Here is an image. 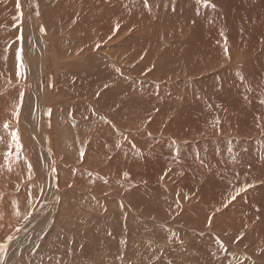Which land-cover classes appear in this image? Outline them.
<instances>
[{"label": "bare ground", "instance_id": "bare-ground-1", "mask_svg": "<svg viewBox=\"0 0 264 264\" xmlns=\"http://www.w3.org/2000/svg\"><path fill=\"white\" fill-rule=\"evenodd\" d=\"M19 3L0 0V264H76L77 243L85 264H264V0ZM71 141L109 156L93 196L61 188ZM23 179L40 197L7 225Z\"/></svg>", "mask_w": 264, "mask_h": 264}, {"label": "rangeland", "instance_id": "rangeland-1", "mask_svg": "<svg viewBox=\"0 0 264 264\" xmlns=\"http://www.w3.org/2000/svg\"><path fill=\"white\" fill-rule=\"evenodd\" d=\"M77 32V30H76V28H75V33ZM76 34H79L78 32L76 33ZM98 52H101L103 55H105L106 57H108L107 56V54H105L104 52H102V47L100 46L99 48H98ZM94 51H96V49H92L91 51H89L87 54H89V53H91V54H94L93 52ZM86 54V55H87ZM79 58H82V57H74V59H79ZM117 59V58H116ZM99 60H107V61H109L107 58H104V57H100L99 58ZM118 60V59H117ZM122 60L123 61H121V59H119V61H120V63H117V65L115 66L114 64V66L117 68V71H118V68H122V67H127V65L129 64L128 62H127V58H126V54L125 53H123V55H122ZM130 65V64H129ZM135 66H137V65H134L133 67H135ZM141 74L143 75V76H147L148 78H154V75L156 74V73H151L150 71H146V70H143V71H141ZM69 122V119H67L66 120V123H68ZM77 131V130H76ZM73 135H76L77 133L75 132V130H74V132H73V130H71L70 131ZM77 132H79V131H77ZM83 132V131H82ZM157 132V131H156ZM57 136V135H56ZM97 143H99L98 141H96ZM95 142V143H96ZM199 143H203V141L202 140H200V142ZM77 144L75 143L74 144V142L73 141H71V143H70V145H69V153L67 152V151H64L65 153L64 154H66V156H65V158H62L63 160L62 161H64V160H66V158H67V160H69L70 162V164L71 165H73V166H75V167H78V171H76V173L77 174H80V172L82 173V175L80 176V178H79V180L77 181V182H75V183H73V184H70V183H67V182H65L66 184H64L63 183V181L62 180H60V185H61V188H62V190H69L70 192H71V197L73 198V197H78V196H80V195H82V196H85V197H88V196H90V193L92 194V196H93V194H97V191H98V189L96 188V187H93V185L92 184H90V180H91V178L93 177V178H97V179H99V178H101L103 181H105V182H112L113 180H107L106 181V179L108 178V176L109 175H107V177L105 178H102L101 177V175L99 174H97V173H99V172H102L107 166H109V167H111V162H110V160L109 159H107V157H109V156H106V154H105V151L106 150H104V149H102L101 151H100V155H97V154H95V151L96 150H98L99 148L101 149V147H99V146H91V148L94 150V152H93V150L92 149H90L91 150V153H90V150L89 151H87V152H85V151H82V150H80L79 148H78V145L76 146ZM14 146H15V148H16V144H15V142H14ZM70 146H72L71 147V149H70ZM77 147V148H76ZM78 150V151H77ZM82 151V152H81ZM104 151V152H103ZM74 152H75V154H74ZM179 152L180 151H178V154H179ZM68 154V155H67ZM72 155V156H71ZM74 155V156H73ZM86 155V156H85ZM70 156V157H69ZM74 157V158H73ZM77 157V158H76ZM88 160H87V159ZM86 159V160H85ZM103 159H107V161H104L103 163H102V160ZM84 160V161H83ZM86 162V163H85ZM82 164V165H81ZM90 164V165H89ZM89 165V166H88ZM198 165V164H197ZM195 166H196V163H193V167L195 168ZM89 168H90V170H89ZM192 168V167H191ZM83 169H85V170H83ZM92 171H94L95 173L94 174H92ZM85 172V173H84ZM219 169H218V171H217V175H218V177L220 178V174H219ZM87 173V175H85ZM88 175H90V176H88ZM83 177H85V178H83ZM87 177L90 179H87ZM81 178H83V179H81ZM167 178H169V177H167ZM88 180V181H87ZM20 181H22L23 182V188L24 189H27V188H32V190H33V194H32V198H30L31 200H29L28 201V198H25V200L23 199V201H22V205H19V204H17L18 206H16V210H15V212H13V215H11V217L12 218H8V220H7V225H10V224H12V223H14L15 224V226H17L20 222H21V220H25V218L28 216V215H30L31 213H33V211L31 210L33 207H34V205L36 204V201L38 200V198L40 197V196H38V194H35L36 192H37V189L36 188H38V183H36L35 182V180H28V179H23V180H20ZM86 181V182H85ZM79 182V183H78ZM89 182V183H88ZM74 188V189H73ZM76 188H78V189H76ZM76 189V190H75ZM91 190V191H90ZM21 191V190H20ZM19 191V192H20ZM43 191V190H42ZM35 194V195H34ZM104 198H108L107 196V194L105 193L104 195ZM27 199V200H26ZM26 202V203H25ZM97 203H98V201H97ZM27 204V205H26ZM29 206V207H28ZM26 208V209H25ZM29 208V209H28ZM31 210V211H30ZM26 211V212H25ZM17 212V213H16ZM25 212V213H24ZM14 213L16 214V217L14 216ZM27 213V214H26ZM26 216V217H25ZM17 218V219H16ZM87 231L86 230H84L82 233V235H84V236H86L87 235V233H86ZM89 232V234L91 235V233H90V231H88ZM0 234H2V232L0 233ZM83 237V236H82ZM47 237H45V238H43V239H46ZM84 238V237H83ZM2 239V236H0V240ZM85 239L86 240H84L83 241V243H85L86 245H87V243H88V241L91 239L88 235L85 237ZM89 239V240H88ZM40 240V239H39ZM38 240V241H39ZM80 245L83 247V249H86V248H84L85 246L84 245H82L81 243H77L76 244V246H70V247H68V252L70 251L71 252V250L72 249H74V250H72V252L71 253H73L74 254V257H75V255H76V253H77V255H78V257H77V259L79 258V260H77V259H75L76 261L74 262V263H76V264H85V262L87 261V262H89L91 259H92V257L90 256L91 255V253H92V251L90 252V254L89 255H87V252H84V251H86V250H83L82 248H79L80 247ZM88 247V246H87ZM80 249H82V253H83V256L80 258V256L82 255V253H81V250ZM75 250H76V252H75ZM78 251V252H77ZM79 252H80V254H79ZM85 254V255H84ZM76 255V256H77ZM80 255V256H79ZM85 256V257H84ZM84 257V258H83ZM89 257V258H88ZM86 258V259H85ZM81 259L84 261V260H86V261H81ZM77 262H79V263H77ZM80 262H82V263H80ZM86 262V263H87ZM133 264H134V262H132ZM129 264H131V262H129Z\"/></svg>", "mask_w": 264, "mask_h": 264}, {"label": "snow or ice", "instance_id": "snow-or-ice-1", "mask_svg": "<svg viewBox=\"0 0 264 264\" xmlns=\"http://www.w3.org/2000/svg\"><path fill=\"white\" fill-rule=\"evenodd\" d=\"M16 7H17V9L20 8L19 0H17ZM37 15H38V13H37ZM116 30L117 31L119 30V25L116 26ZM96 47L99 48L100 45L97 44ZM225 51H227V49H225ZM21 53H22V49H20V50L17 51V53H16L17 59L22 60ZM19 67L20 68H23L24 67L23 63H20ZM22 98H23V94H21V100H22ZM261 103H264V101H262ZM16 115H18V113ZM218 122L219 121H217V123ZM4 127L7 128L8 125L5 124ZM12 138L16 142V147L17 148H20L21 145L19 144V137H18V135L16 133H13L12 134ZM29 168H31V165H29ZM125 176H127V173H125ZM249 187H251V185H244V186H241V187H238V188H234L233 191L230 192L229 197L225 200L224 206L226 207L228 203H231L232 201L236 200L237 196H239L242 192L246 191ZM217 211H219V209H217ZM210 223H211V218H209V224ZM9 239H11V237H9ZM221 247H223V245H221ZM6 254H7V248H6V246L0 244V256H6Z\"/></svg>", "mask_w": 264, "mask_h": 264}]
</instances>
